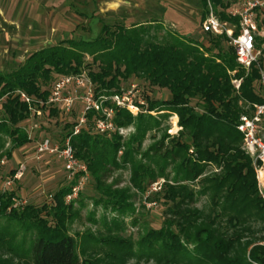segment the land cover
<instances>
[{"label": "trees", "instance_id": "16d2710c", "mask_svg": "<svg viewBox=\"0 0 264 264\" xmlns=\"http://www.w3.org/2000/svg\"><path fill=\"white\" fill-rule=\"evenodd\" d=\"M208 3L214 9L217 6L225 9L230 5L228 0H200V26ZM226 16L223 12L219 18L236 22ZM107 28L102 26L91 42L66 40L32 52L16 69L0 73V161L3 158L10 160L13 150L30 143L21 126L29 117L28 108L17 92L45 100L55 79L79 73L84 68L81 67L84 57H89L90 64L85 70L96 95L119 92L122 89L120 80L129 78L141 80L148 89L156 88L167 93L165 99L143 95L147 113L136 117L123 109L114 110L112 120L115 126L123 128L132 122L135 124L134 136L125 144H121V137L116 133L109 136L97 134L93 112L87 114L86 123L76 135H73L76 122L65 124L59 139L61 142L69 138L74 155L86 166L95 190L102 189L110 173L124 167L127 161L131 164V182L142 191L147 183L164 179L166 169L170 168L175 174L173 182L164 179L158 194L168 203L172 202L178 211L185 209L183 213L178 212L181 225H176L184 243L193 248H184L181 238L169 230L172 223L167 224L168 229L150 231L139 247L149 252L159 243L162 254L158 260L167 263H174L183 253L185 258L179 261L185 259L187 264H264V246H253L247 253L256 241L264 243V199L257 191L251 160L240 148L242 135L236 130L239 117L248 113L243 104L264 102L257 92L258 70L253 66L245 72L236 63L227 38L202 33L201 27L207 46L170 31H164L159 37L149 35L150 26H117L112 31ZM89 65L96 66L97 70ZM233 79L241 80L238 92L231 84ZM49 110L52 111L49 115L54 116L58 111ZM149 112L159 113L161 118L175 114L181 128L178 137H173L165 145V139H169L166 135L141 155L145 161L154 164V169L134 159L138 153L134 146L139 148L145 133L160 125L149 116ZM6 143H9L8 148H5ZM121 148L125 151L119 164L118 151ZM208 165L220 168L221 174L200 183L210 190V200L217 197L212 208L224 204L213 218L186 207L193 197L186 183L196 180ZM1 171L0 167V176ZM13 174V170L8 172L7 178ZM68 192L67 185L60 187L52 196L53 206L47 210L46 205L36 207L31 204L13 208L15 193L0 192V228L2 220L8 228L13 226L8 239L4 236L6 234L0 237V248L6 255L17 256L13 247L15 243L23 249L24 239L15 242V234L24 227L33 234L40 233L32 236L27 249L32 264H78L75 239L62 228H50L44 218L50 212L53 217L63 218L72 211L75 201L68 204L64 201ZM119 198L123 208L126 197L121 194ZM249 221L253 224L247 227ZM216 222L222 225V228L218 225L222 233L211 228ZM257 222L261 224L258 229L255 228ZM188 231L195 235L190 236ZM244 233L248 237L251 234L260 236L241 242L245 239L242 237ZM199 234L204 238H197Z\"/></svg>", "mask_w": 264, "mask_h": 264}, {"label": "rangeland", "instance_id": "374dc122", "mask_svg": "<svg viewBox=\"0 0 264 264\" xmlns=\"http://www.w3.org/2000/svg\"><path fill=\"white\" fill-rule=\"evenodd\" d=\"M232 1L234 0H228V2ZM225 9L217 6L214 10L218 16H221ZM201 13L200 0H0V73L5 74L16 69L29 54L48 46L66 40L91 42L98 36L102 26L108 27L110 31L117 26L142 25L146 28L150 26L149 35L156 34L159 37L164 35V31H170L188 39L193 38L196 42L207 46V38L200 31ZM158 26L163 31H160ZM87 64H90V58L84 57L83 65H81L84 68L80 72L86 73ZM90 66L94 71L97 70L96 66L88 67ZM120 84L122 89L137 90L143 101V95L157 99L167 98L165 90L148 89L141 80L121 79ZM132 86L135 89H132ZM234 90L239 91L235 88ZM243 105L247 114L250 115L253 104L244 103ZM80 108L81 104L77 102L70 114L64 115L57 111L55 116L49 115L52 111L45 109V117L39 120L40 130L36 131V135L34 134L36 139L46 135L59 141L60 134L64 132V125L77 120ZM142 110V114L147 113L145 109L142 108ZM148 114L160 122V125L145 133L139 148L134 146L138 152L134 155V159L154 169V164L145 161L141 155L146 154L149 148L158 144L166 135L169 139H165V145L173 137H178L181 128L178 126L177 116L168 115L166 118H161L159 113ZM123 129L124 133L120 136L121 144L133 138L134 122ZM255 136L264 144V118L261 119ZM8 146L9 143H6L5 148ZM123 148L118 151L119 164L122 162L121 154L125 151ZM240 148L251 160L257 191L264 199V164L256 159L254 149L244 151L243 142ZM33 153L34 142H30L20 149L13 150L10 160L5 159V164L1 167L0 192L6 190L3 187V182L7 178L6 174L15 170L18 164L25 162L23 176L13 184L12 190L17 198L25 200L27 204L36 207L46 205L47 210L53 206V194L60 187L67 185L66 175L62 164L54 157L44 156L36 161L33 159ZM220 174V168L208 165L196 180L186 183L193 194L186 206L188 209L202 211V215L208 218H213L216 211L221 210L224 204L219 203L218 208H212L215 206L213 204L216 203L217 197L210 200V190L205 187V184L200 183L201 180L219 177ZM174 178L175 174L172 170L166 169L164 179L173 182ZM131 179L129 161L125 162L124 167L113 170L100 190L94 189L88 177L80 191L82 196L75 200L72 211L63 218L53 217L52 212L47 216L43 213L46 224L50 228L55 226L62 228L64 233L75 239L78 264H187L185 259L182 262L179 261L185 258L183 253L174 263L159 261L162 254V251L158 249L159 243L149 252L139 247L141 240L146 238L150 231H158L160 228L168 229L167 224L172 223L169 230L181 238L180 242L184 248L185 246L189 250L193 248L184 243L176 225H181L179 213L185 211L182 208L184 206L181 207L184 211H178L171 204L172 202L168 203L158 194L164 179L147 183L145 191L138 189ZM146 181L148 179L145 177L144 182ZM121 194L126 197L123 208L122 200L119 198ZM56 221L59 223L56 224ZM219 223L216 222L211 228L218 230ZM248 223L247 227L253 224L252 221ZM260 225L257 222L255 228L258 229ZM1 226L0 237L6 234L4 236L8 239L13 226L8 228L3 220ZM220 226L222 228V225ZM218 232L222 233V229ZM37 234L40 233L33 234L32 230H24V227L17 230L15 242H20L23 238V249L17 246L19 243L13 244L17 256L12 257L9 254L6 255L0 248V264H32L27 249L32 236ZM188 234L195 235L190 231ZM258 236L260 235L251 234L248 237L244 233L242 237L245 239L241 242L251 241L259 238ZM197 238L203 239L204 235L199 234ZM258 245L264 246V243L256 241L248 248L247 253L253 246Z\"/></svg>", "mask_w": 264, "mask_h": 264}, {"label": "built area", "instance_id": "2783aa9c", "mask_svg": "<svg viewBox=\"0 0 264 264\" xmlns=\"http://www.w3.org/2000/svg\"><path fill=\"white\" fill-rule=\"evenodd\" d=\"M225 13L229 19L236 22L221 20L212 5L208 3L205 18L200 26L201 31L212 36H225L227 45L233 49L236 63L245 72L253 66L256 67L257 92L264 100V0H234L225 9ZM231 84L238 90L240 80H232ZM132 89H135L134 86ZM17 94L26 104L29 112L28 119L21 126L28 140L34 142L33 159L39 161L44 156H51L62 164L69 187V192L64 198L67 204L78 199L82 186L89 177L88 171L86 166L76 159L69 138L61 142L46 135L36 139V131L40 130L39 120L44 118V110L56 109L61 114L67 115L71 113L74 105L80 102L81 108L75 121L73 135H76L79 128L86 123L87 114L93 112V126L97 134L109 136L116 133L122 136L124 129L115 126L112 120L114 110L123 109L136 116L143 112L142 108L145 109V102L138 95L137 90L121 89L108 96L96 95L94 86L84 71L55 79L45 100L31 98L22 92ZM250 111V115L242 114L239 117L236 130L242 135L244 151L254 149L256 159L264 164V144L255 136L258 125L264 118V102L253 104ZM149 113L154 114V112ZM170 115L176 117L175 114ZM4 164L3 158L0 167ZM25 168V162L18 164L13 170L12 177L6 178L3 182L4 189L12 192L13 184L23 176ZM24 205H27L25 200L16 196L12 199L13 208Z\"/></svg>", "mask_w": 264, "mask_h": 264}]
</instances>
